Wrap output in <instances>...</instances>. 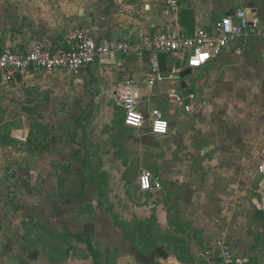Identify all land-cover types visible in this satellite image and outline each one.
Instances as JSON below:
<instances>
[{
    "label": "crops",
    "instance_id": "crops-1",
    "mask_svg": "<svg viewBox=\"0 0 264 264\" xmlns=\"http://www.w3.org/2000/svg\"><path fill=\"white\" fill-rule=\"evenodd\" d=\"M239 9H247L250 16L263 17L264 0H180L176 9L167 0H0V52L23 51L32 40H40L46 46L64 47L68 32L83 26L89 27L103 42H140L146 35L167 31L192 36L198 27L214 31L217 20L234 15ZM153 58L152 54L139 58L118 53L114 58H97L76 75L62 69L35 67L18 73L11 81L0 74V107L8 109V114L12 101L19 98L16 93L24 101L26 96H32L30 88L36 84L33 79L41 73L67 76L70 83L52 88L57 91L61 87L72 88V94L76 88L84 104L62 128L72 134L67 141L79 147L60 154L57 144L51 143L50 175H43V168L48 164L42 159L48 151L38 146L41 141H35L33 149L20 148L15 159L21 170L35 168L32 178L37 186L36 197H42L43 183L53 185L50 194H56L55 199L62 198L60 194H65L68 184L81 183L67 196L78 201V205L72 206L78 212L72 213L74 224L65 222L62 215L66 208H59V216L50 227L51 236L44 242L39 237L40 242L30 247L28 235L26 231L23 234L20 219L16 218L21 209L13 204L3 208L0 264H224L217 247L218 237L245 256L247 264H264V204L250 208L251 200L255 202L256 198L251 199L249 193L239 190L231 191L237 184L257 182L249 172V167L255 166L251 159H258V154L264 156L262 35L248 30L220 55L185 78H168L174 66L187 65L183 55L169 54L168 70L163 72L167 78L148 84L146 78ZM126 79L135 80L140 108L147 116L153 107L163 111L170 123L167 135H154L148 126L135 129L125 125L126 112L116 98V89ZM172 89L188 99L194 95L189 101L190 112L169 98ZM29 100L19 106L18 112L23 119L24 133H30L32 121L36 133L43 124L38 122L43 111L39 102L33 104V111L39 113L33 119L32 110L26 107ZM215 102L221 104V111L214 127L208 126L209 130L212 127L208 132L203 123L208 120L205 114L209 112H204L207 105ZM92 108L96 117L102 109L108 116L100 129L92 126L95 117H91ZM12 117L6 120L12 121ZM3 122L0 118V126ZM192 140L193 145L187 143ZM91 144L99 147L93 153L97 149L99 153H113L114 160L123 152L118 168L111 170V163L105 161L97 165L100 172L97 176L89 178L90 173L84 170L76 172L80 177L72 174V168L91 166L84 159L90 150L86 146ZM13 150L12 146L0 145V162L8 155L6 152ZM131 153L140 157V163L146 168L161 175L162 190L140 189L139 175L146 169L144 166L129 185L126 183L122 169L127 163L125 157ZM60 155L61 162L57 161ZM4 178L3 183L8 187L3 192L6 196L14 194L21 201L25 176L18 180ZM15 183L19 186L10 188ZM222 196L241 199L242 204L239 207L230 204L224 210L218 204ZM109 198L114 200L119 217L115 215L112 219L101 213L96 221L90 222L84 219L85 213L82 217L78 211L80 202L84 205L91 200ZM191 200L196 201L195 206L188 208L187 202ZM53 230L65 233L66 242L55 238ZM35 240L34 235V243Z\"/></svg>",
    "mask_w": 264,
    "mask_h": 264
},
{
    "label": "rangeland",
    "instance_id": "rangeland-1",
    "mask_svg": "<svg viewBox=\"0 0 264 264\" xmlns=\"http://www.w3.org/2000/svg\"><path fill=\"white\" fill-rule=\"evenodd\" d=\"M67 78H68L67 76L59 77V76H56L55 74H50V73L48 75H45L44 73L35 75V78L33 79V81H36L35 87L30 88L31 90L30 92L32 93V96L29 98L28 96H26L25 101L27 99H30L26 107L32 110L31 116L33 119L39 116V113L37 115L33 111L35 108L33 104H35L36 102H39L41 105V109H42L41 111H43L41 112V116H39L41 120L38 121L37 119L36 121L41 122L43 124L40 126L39 130L36 133H35L36 125H33L34 121H32V119L29 120V123L32 121L31 126L29 127L28 125L29 129L31 130L30 133H27V132L24 133V131L22 130L23 129L22 128L23 119L22 117L19 116L18 109H19V106H22V104L25 101L22 96L18 95V93L16 94L19 98L18 99L15 98L12 101V104L10 107L11 111L9 110L10 114H8V109L6 110L0 107V118L4 121L2 126H0V145L1 146L2 145L12 146L14 148L12 152H6L8 153V155H6V158L0 162L1 163L0 165V190H1L0 191V213L2 212L3 208H9V206L12 204L14 207L16 206L17 209L19 208L21 209L22 211L21 214L19 216H16V218L20 219L21 227H23L22 232L24 230L23 234H25V231H26L28 235V245L30 247H34L36 244L40 242L39 237H41L42 242H44L46 241V239H48V237L51 236L52 228L50 229V227L53 222H56L53 219L59 216L58 214L59 213L58 211H60L59 208H62V209L66 208L65 210L66 212L62 215V217L65 219V222H67L70 225L74 224V222L72 221V219L74 218L72 216V213L75 211L77 212V210L74 211L73 208L75 205H78L77 204L78 201H74L72 198L69 199L67 198V196L69 195L68 192H73L75 190L74 188H76V185L77 187L81 185L79 181L77 184H73V185L68 184L67 189H66V186H64V188L67 191L65 192V194L64 193L60 194L62 198L59 197V199L54 198L56 194H50L51 188L53 187V185L49 182L43 183L42 197L39 198V196L37 197L35 196L34 188L37 186L32 178V176L34 175L33 173L35 171V168H31V169L27 168V169H24L25 171L21 170L18 168V166H16L17 161L15 160V159H18L17 153H19L18 150L20 148L27 147V148L33 149L34 146H36L35 141L37 142L41 141V143H38V146L40 148H43V151L44 150L48 151L45 153L42 159L43 162H46L48 164L46 167L43 168V175L44 174L50 175V172L52 170L51 169L52 161L50 157L51 151L49 150V147L51 143L52 144L55 143V145L57 144L58 146L57 149L59 150V152L61 151L60 154L62 153L67 154L68 151L73 149L74 147L76 148L79 147L77 146V143L73 144L74 142L72 143V142L67 141L68 139H71L72 134L70 131L69 132L62 131V128L66 125L67 121L72 120L73 116L79 113L83 109L84 104L80 99L81 94L79 93L78 90H76V88H73V91H74L73 94H72V88H62L61 87L58 91L52 88L55 85H61V83H65V84L70 83L69 81L67 82ZM66 89H67V92H66ZM236 98L243 99L242 96L240 97L236 96ZM115 103L117 106H120L118 101H115ZM220 105L221 104H218L216 102L211 103L210 105H207L208 107L206 108V111L204 113L209 112L208 115L205 114L206 115L205 117L208 118V120L206 121V123H203L204 124L203 128L204 129L207 128L208 132H210V130L212 129L211 127V129L209 130L208 126L211 124L214 127L215 125V119L217 117V114L218 112L221 111V108H219ZM102 110L101 111L99 110L100 112L98 111L99 113L96 117V115L94 114L95 109L94 108L91 109V112L93 114L91 117H94L95 115L91 123H93L92 126L97 129H100L101 124L104 122V120H108V116L106 114H103L104 112H102ZM37 111H40V110H37ZM9 115L13 116L12 121L6 120L7 117H11ZM253 140L254 139H251V141ZM187 143L193 145L194 141L193 140L191 142L187 141ZM62 147H66V149L65 148L63 149ZM86 148L87 149L90 148V150L86 151L85 153L86 158L84 159H87L88 162L91 164V166L87 168V167H82L81 165L80 169L72 168L71 170L72 174L77 175L76 172H81L82 170H84L83 172L90 173L91 176H89V178L97 176L98 173H100L97 167L98 164L102 165V163L106 161V164L111 163V167H112L111 170L115 166H117L118 168V162H120L119 160L122 159L121 156L124 155L123 152H121L116 155L117 158L116 160H114L115 157L113 153H106V152L99 153L98 149H97V153H93L95 148H99L96 145L91 144L90 147L86 146ZM78 154L81 155L82 153L80 152ZM63 158H65V156H63ZM80 159H83L82 156H80ZM125 160L127 163L123 165L122 173H123V176L126 178L125 179L126 183L129 185L131 178L136 177L137 173L141 170L140 167L144 165L140 163V157H138L134 153H131L129 154V156L125 157ZM57 161L59 162L62 161L61 155L60 157H57ZM253 161H255V166L253 165L254 167L253 166L249 167L250 169L249 172L253 176L252 177L254 178L253 180L257 182L245 183V184H239V185L237 184L234 187V189L231 190L233 193H235L236 190H239L241 193L242 192H245L246 194L249 193L251 195V199L256 198L255 202L251 200L250 206H249L250 208L256 207L257 205H260L261 203L264 204V201L262 200V195H264V168H263L264 167V157L262 156V154L261 155L258 154V159H256L255 157V159H251V162ZM146 169L152 172L155 180H158L161 182L162 188H163V181H162V178L160 177L161 175L158 176L155 174L153 170L148 169V168ZM60 171L61 170L59 169V172ZM79 175L77 176L80 177L81 175L80 176ZM22 176H25L24 181L26 182V184H22L23 186L22 193L24 194V197H22L23 199L21 198V201H19V199L14 194L6 196L3 190L7 189L8 185L3 183L5 181L4 177L6 178L10 177L12 179L17 178L18 180V177H22ZM9 186L10 188H14L19 185L18 183H15ZM68 188L70 190H68ZM162 188L160 190H162ZM195 202H196L195 200L188 201L187 202L188 208L191 205L195 206ZM218 202H219L218 204L220 208L222 209L224 208V210H226L225 207H228L230 204H234L235 207H239L242 204L241 199L238 201L231 200V198L227 199L225 198V196L220 197ZM78 211L81 214V216L83 215V213H85L84 219L85 220L87 219L90 222L96 221L97 217L100 216L101 213L108 214V216H111L112 219L113 217H116V216L119 217L120 215L119 213L118 215L115 213L114 200L110 198L105 199V200L103 199L91 200L90 203H86L84 205H82L80 202ZM3 216L7 217L8 219L14 220V218H9L8 215H3ZM40 228L42 229V231H40ZM53 234L55 235V238L59 237L60 238V239L58 238L59 240L66 242L65 233L57 232V230H53ZM58 234H60V236ZM34 235L36 236L35 243H34ZM220 239L221 238L218 237L217 240H220Z\"/></svg>",
    "mask_w": 264,
    "mask_h": 264
},
{
    "label": "built area",
    "instance_id": "built-area-1",
    "mask_svg": "<svg viewBox=\"0 0 264 264\" xmlns=\"http://www.w3.org/2000/svg\"><path fill=\"white\" fill-rule=\"evenodd\" d=\"M179 2L180 0H167V4L174 9L178 8ZM248 30L262 35L264 41V16H250L247 9H239L234 15L217 20L214 31L198 27L192 36L167 31L146 35L140 42L99 41L89 27L83 26L68 32L64 47L46 46L40 40H32L23 51L0 52V74L8 81L13 80L18 73L34 67L46 70L62 69L78 74L83 67L95 62L97 58H114L118 53L139 58L152 54L154 58L146 82L153 84L167 78L160 68L159 53L167 52L186 57L187 65L174 66L168 76L171 79L178 78L187 67L202 68L214 56L220 55L231 42L246 35ZM135 83L134 79H126L116 89V98L125 108V125L135 129L148 126L154 135H167L170 123L165 114L157 107L151 109L149 116L141 110L140 95ZM169 98L179 102L185 111H191L192 103L187 101L194 98V95H190L188 99L172 89ZM133 117L137 118L135 122H132ZM157 125L162 127L158 128ZM139 187L143 191L160 190L162 184L154 179L151 171L143 169L139 175ZM217 247L224 264H247V258L236 253L225 239L217 240Z\"/></svg>",
    "mask_w": 264,
    "mask_h": 264
},
{
    "label": "water",
    "instance_id": "water-1",
    "mask_svg": "<svg viewBox=\"0 0 264 264\" xmlns=\"http://www.w3.org/2000/svg\"><path fill=\"white\" fill-rule=\"evenodd\" d=\"M168 57H169V53L167 52H161L158 54L159 64L162 72H166L168 70V63H167ZM193 70L194 69L192 67H187L180 73V76L182 78H185L188 75L192 74ZM188 102L189 101H187V103Z\"/></svg>",
    "mask_w": 264,
    "mask_h": 264
},
{
    "label": "clouds",
    "instance_id": "clouds-1",
    "mask_svg": "<svg viewBox=\"0 0 264 264\" xmlns=\"http://www.w3.org/2000/svg\"><path fill=\"white\" fill-rule=\"evenodd\" d=\"M136 119H137L136 117H133V118H132V122H135ZM157 127L160 128V127H162V125H157Z\"/></svg>",
    "mask_w": 264,
    "mask_h": 264
}]
</instances>
